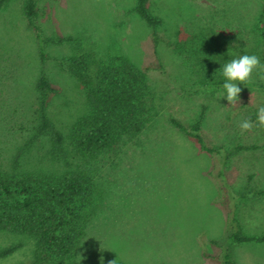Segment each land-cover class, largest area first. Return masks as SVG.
Wrapping results in <instances>:
<instances>
[{
  "label": "rangeland",
  "instance_id": "obj_1",
  "mask_svg": "<svg viewBox=\"0 0 264 264\" xmlns=\"http://www.w3.org/2000/svg\"><path fill=\"white\" fill-rule=\"evenodd\" d=\"M24 1L8 0L0 11V151L6 164L23 146L26 122L33 119L36 108L34 84L40 63L34 30L23 14ZM34 1L35 24L50 58L45 73L58 88L48 113L63 131L86 106L81 89L59 61L83 53L104 61L125 55L141 68L155 67L147 75L155 111L152 122L127 137L116 153L91 166V191L79 202L85 207L86 225L75 259L92 264H101V257L103 264L113 260L116 264H220L218 254L224 249L209 243L227 236L225 210L217 201L222 189L214 177L216 160L172 127L168 116L192 123L203 102L207 111L202 133L207 143L231 147V129L219 127L220 109L228 101L217 93L202 100L203 89L193 80L222 75L216 63L249 54L248 41L259 43L254 55L261 62L264 42L253 25L261 0H149L161 21L155 28L161 39L157 50L152 46V29L133 13L134 0ZM59 37L72 39L59 41ZM203 39L210 45L200 49ZM236 83L253 105L264 106V72L257 69L250 80ZM240 142L257 147L230 154L224 172L230 189L238 192L247 187L250 192L243 201L231 202L239 212L242 234L259 235L264 231V194H258L264 190V128L258 126ZM43 153L39 147L23 148L17 164L28 170L49 169L52 165ZM11 245L18 247L0 257V264H32L31 237L0 231V249ZM230 246L233 264H264L263 241Z\"/></svg>",
  "mask_w": 264,
  "mask_h": 264
},
{
  "label": "trees",
  "instance_id": "obj_2",
  "mask_svg": "<svg viewBox=\"0 0 264 264\" xmlns=\"http://www.w3.org/2000/svg\"><path fill=\"white\" fill-rule=\"evenodd\" d=\"M7 1L0 0V11ZM133 13L145 26L152 29V46L157 50L161 39L155 28L161 21L152 12L149 0H134ZM23 14L27 24L34 30L40 63L34 84L36 108L33 119L28 120V124L26 122L28 135L21 143L23 146L18 147L13 162L6 164L0 151V231L21 233L33 239L32 264H92L80 263L75 259L86 225V217L82 212L85 207L79 202L90 194L93 163L116 153L127 137L136 136L152 122L155 111L150 99L147 75L155 67L148 65L141 68L125 55H113L104 61L83 53L59 61L81 89L86 106L84 112L63 131L54 124L48 113L49 104L58 93V88L45 73V65L50 58L44 48L42 31L35 24L38 12L34 0L24 1ZM257 16L258 20L253 25L260 32L258 39L264 42V0H261ZM66 39L72 38L59 37L58 40ZM253 43L248 41L249 55L255 54V46L259 44ZM198 44L200 49L210 45L206 39ZM239 46L238 43L237 47ZM219 61L216 64H219L221 70L225 62ZM157 64L162 66L160 62ZM261 64H264V58L261 59ZM259 74L257 71V75ZM193 81L199 82L203 89V94H199L202 100H207L216 93L225 94L223 84L226 79L223 75L204 76ZM260 106L262 105H253L246 93H240L238 103L222 105L219 127L230 128L232 131V137L228 141L231 145L229 149H226L224 143L209 145L202 133L207 104L200 102L196 119L189 124L172 114L168 116L172 127L190 138L200 151L216 160L217 171L214 177L217 186L222 189L217 201L225 210L227 236L210 239L209 243L224 249L218 254L220 264L234 263L231 250L228 249L231 243L251 240L264 242V231L259 235L242 234L239 212L234 211L235 207L231 202L240 198L243 201L250 192L247 187L238 192L230 189L224 172L230 154L239 149H256L255 143L244 146L240 141L255 133L258 126L242 134L239 125L244 120H251L256 125L257 109ZM29 146L43 149V154H46L52 166L49 169L20 168L17 164L18 157L21 150ZM258 194H264V190L258 191ZM223 240L227 241L223 244ZM17 247L18 245H11L0 249V257L11 254Z\"/></svg>",
  "mask_w": 264,
  "mask_h": 264
},
{
  "label": "clouds",
  "instance_id": "obj_3",
  "mask_svg": "<svg viewBox=\"0 0 264 264\" xmlns=\"http://www.w3.org/2000/svg\"><path fill=\"white\" fill-rule=\"evenodd\" d=\"M259 69L264 72V64H261L260 59L256 55L244 54L236 59H232L227 62L222 68V75L225 77L226 82L223 84L225 94L222 96L226 98L230 105L238 103L239 95L242 91L237 86L238 83H243L250 80L252 73ZM254 126L264 128V106H260L257 109V123L253 124L251 120H244L240 123L239 127L241 133L250 132ZM78 258L83 259V254L79 255ZM101 264H103V258L101 257ZM109 264H116V261H109Z\"/></svg>",
  "mask_w": 264,
  "mask_h": 264
}]
</instances>
